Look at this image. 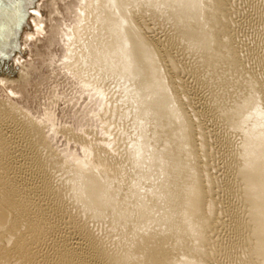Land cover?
Segmentation results:
<instances>
[{"label":"bare ground","instance_id":"6f19581e","mask_svg":"<svg viewBox=\"0 0 264 264\" xmlns=\"http://www.w3.org/2000/svg\"><path fill=\"white\" fill-rule=\"evenodd\" d=\"M72 1L73 0H49V4L46 6H53L56 14L61 15L62 12L59 10L58 6H61V4L67 5ZM79 1L82 3L83 0ZM36 2L37 3L31 7V21L34 23L42 20L43 8L41 9V7L45 6L40 0ZM87 2L88 0H84V3ZM226 2L227 0H91L90 8L93 10V21L90 17L83 19L80 15L79 17L77 16L78 19L75 24L80 26L78 39L82 40L81 47L84 53L81 56L79 66L82 67L84 71V80L86 82L83 83H85V88H95L98 81H103L106 88H111L112 95H114L112 102L115 101L117 109H122L117 115L120 116L121 119H124L123 123L129 121L130 126L133 128L132 130H127L117 122L122 130L127 131V139L125 138L123 141L126 145V149H128V146L129 149L123 153L116 154L114 152L111 155H107L102 148L101 150L96 148L100 151V154H97L99 155V159L97 158L98 161L95 166H92V163H89V166L85 165L83 159V161L81 159L71 161L72 158L69 159L68 162L65 160V165L63 163V165L55 166L57 159L55 160V156L53 155L46 154L47 151H44L46 143H41L40 140H37L39 134L35 137V132L37 130L34 131V129L30 127L24 126L26 119L32 114L30 109V112L26 109V106L24 110L21 109L19 104L14 101V98L5 100L4 97L1 98L0 96V190H2L0 197L3 198L1 201L4 203L0 201V240L2 239L6 244H11L17 248L12 251L14 257L12 255L13 258L11 259L12 261L10 260V264H107L105 257H111L112 251L111 248L107 246L108 242L106 244L102 237L97 236V234L94 233V228V231L90 229L91 226H93L89 225L92 219L98 221V223L100 222L101 228L106 231H115V229L119 228V232L124 236L125 241L132 242L129 248H131L133 253L137 246L145 245L144 243L147 239V235L152 237L158 235L159 233L157 232H160L166 237L173 235L175 237H181L183 240H191V244L188 243L190 246L187 245L189 247L187 250V246L185 248L183 247V245L186 244L185 242L184 244L182 243L181 246L183 249L180 248L179 238H177V247H179L181 251L179 252L181 254H173L174 260H168L167 264H217L215 263L216 261L213 260L217 252L214 254V258L211 256L217 247L215 242L213 243L211 241V235L209 233L216 219H218L216 217L219 212L217 210V204L211 196V192H213L211 191V182L214 176L210 178L208 174L209 171L206 169L207 164L205 166L199 163V157L204 156H202L204 153L202 149L204 147L202 149L197 147L199 144L197 145L196 139L199 137V146H201V143L204 144L203 139H205L206 136L203 138L201 135L203 133V130L201 131L202 128L200 127L199 129L198 126H195L197 125L195 121L196 118L195 120L193 118L195 121L194 123H196L193 125L192 116H195V114L193 115L192 113L191 116V114H188L189 111H185V105L183 106L181 102V97L186 94L183 92L185 94L182 93L183 95L181 96L182 91L180 89L183 88L177 87L172 83L169 79L171 76H169L166 73L167 71H165L166 69L163 68V62H161L162 57L160 55L161 50L159 51L158 45L156 44L158 41L155 43L151 38L147 37L148 35L146 36L147 33L145 34L143 29L139 27L140 24L138 25L135 21V17L139 15V13L136 11L137 15H135L136 13L134 12L143 4L153 6L160 10V12H168L170 16L173 15L177 18L179 22L178 25L182 26L181 36L185 38L184 40L187 41V45L196 48V50L200 52L201 58L206 56V52H204L206 50L202 51L200 48H197L198 46L195 41L200 38H202L205 43L208 42L209 45H213L214 51L217 50L215 52L218 57L217 59L221 58L222 60L225 57V55L222 56V54L226 51H223L226 49L224 47H226L228 43L225 39L223 40L219 37L216 32L218 28L214 27L213 21L222 22L225 11L223 7H227L225 5ZM22 4V0H0V86L13 83V89L15 90L16 88H19V90L21 88V90H23L24 88L22 87L24 82L21 86L18 85L17 76L4 74L2 69L5 67L12 51H15L14 59L16 63L18 62L21 64L22 68L28 65L25 63L21 53L16 51L15 45L20 33L18 30V9ZM211 4L214 6L216 12L213 10V13H211ZM261 5L264 6L262 3ZM261 5L259 6L261 7ZM259 6L258 8L261 11ZM258 8H255V10ZM143 10L142 12H144ZM263 10L264 9H262V11ZM139 11L141 13V9ZM157 14L159 13L157 12ZM202 14L203 19L201 18ZM158 17L156 18L157 20ZM198 20H201L200 24L197 28H194ZM177 21L175 22L177 23ZM82 23L85 24V26H82ZM157 23L156 25H158ZM160 23L161 25L163 24L162 21ZM25 34H32V31L27 29L24 35ZM86 36L88 40L83 39ZM176 38H178V36ZM164 44H166V42H163V45ZM165 46H163L164 50L166 49L164 48ZM189 46L188 48H190ZM170 49L169 47V50ZM176 50L178 49L176 48ZM227 50L230 51V47L227 48ZM165 51H163L164 54L166 53ZM179 51L178 54L181 52ZM187 52L185 51L186 56L192 53V51L188 54ZM63 54H65V52ZM200 54L197 55V57L195 56V58H200ZM230 55L232 54L230 53ZM189 56L187 57L189 58ZM212 56H210L209 59ZM228 56L227 54V59ZM176 58L174 57L173 59ZM231 58L233 57L231 56ZM251 59L253 58L251 57ZM238 60L240 61V58H238ZM256 61L257 60H255V63ZM208 62L207 59V63ZM215 63L217 64V62ZM236 63L238 62L236 61L235 64ZM243 63H241V65ZM197 64L199 65V63ZM197 64H195V68H197ZM46 66L47 65H45V67ZM231 66H233V64ZM42 67L39 71L42 70ZM236 67L239 68V65H236ZM170 68H172V66H170ZM228 68H230V66ZM192 69L193 68H191V70ZM239 70L240 74L242 71L241 68H239L238 75H240ZM172 71H170V73ZM46 73L49 74L48 71ZM174 73L172 72L171 74ZM194 73L195 72H193V74ZM243 74L244 72H242L241 75ZM255 74L256 72H254V75ZM84 75L82 74V76ZM257 75L260 77L259 74ZM28 76L29 73H25L24 81H27L28 78L30 79L31 76ZM247 78L250 77L247 76ZM260 78L261 80L259 78H253V80L251 77L250 80L253 82L251 88L246 86L248 89H246L245 92L242 91L243 89L241 92L239 91L238 94H235L238 95L235 98L233 94V96H231L232 99L228 103L225 102L226 104L223 105L224 107L222 109L223 117L226 119V122L232 125L233 131L237 132L241 138L239 146L235 145L237 149L234 152L233 158L235 159L234 162L236 167L234 181L238 182L236 195L242 200L241 212L239 211L236 216L237 224L239 228H241L239 229L240 235L243 234L241 237L242 240L238 244V250H241L244 254L240 258L241 264H264V72L261 74ZM203 80L206 79L203 78ZM177 84L179 85V81ZM207 85L210 89L211 86L209 84ZM209 89H207V91ZM213 90L212 88L211 91ZM28 93L30 92L28 91ZM99 94L101 95V92ZM212 94L214 97L217 95L215 92H212ZM252 94L255 99H253L254 101L251 100L252 102H250L253 104L247 107L246 105L249 100L254 98ZM0 95L3 96L1 93ZM214 97L212 98L215 101ZM31 98H33L32 95ZM210 101H212V99H210ZM232 106H235V108ZM191 112H194V110ZM164 117L165 119L162 120ZM224 120L219 122L222 123ZM39 122H41V124L43 123L42 120ZM113 123L115 124V122ZM127 123H125V125H127ZM198 124L200 125V122ZM195 127L200 130V132L197 131L196 133H201L199 134L200 136L194 134L196 130ZM174 128L178 129V132H175ZM223 132L225 133V131ZM16 133L22 136L25 134L28 138L27 141H29V147L32 145V149L36 150L35 153L33 152L34 155L31 157L30 162L34 159V166L37 168L38 172L48 176L47 178H42L40 183H36V181H34L35 183L25 182L17 166H15L14 160H12V152L15 153L12 149L20 140L19 135ZM154 135L157 137L155 140L153 139ZM176 135L181 136L180 140L176 138ZM26 136L24 141L27 139ZM156 141H159V144H157ZM165 141L167 143L171 142L172 144H167ZM177 142L179 144H174ZM189 147H191V149H188ZM26 148H28L27 145L25 149ZM147 149L154 152L151 151L148 153ZM199 149H201V154L199 153ZM87 151H89V149H87ZM91 152L92 151H90L89 154ZM160 153H163L160 157L162 158V166L164 165V167L157 170L155 174L161 173L163 177L162 179L164 181L163 185L161 184L162 189L160 192L164 190L163 193H166L167 191V198H171L170 201L165 198L166 203L164 202L166 204V206H164L165 208H171V215L167 213L168 211H161L159 213L157 210H154L153 212H148L150 206L144 197H142L143 191L141 189L145 191L146 187H144V183L141 180V174H145L149 170L151 174L155 172L156 167L153 168V164L155 163V158H157V155ZM71 154L73 153H70V155ZM61 156V158L65 157L63 155ZM73 156L76 157L77 154H73ZM188 156L189 158H186ZM13 159H15V157ZM203 159L204 158H202V160ZM231 163H233V161ZM72 164L76 166H73L76 173L73 169L71 172H68ZM54 168L62 172L60 180H57V178L53 179L49 174L50 170ZM59 170L57 173H59ZM188 170L192 172L191 174L193 177L188 176ZM74 173L75 175L73 176ZM69 182H72V184H69ZM155 182L156 181L153 180L152 184H155ZM67 184L68 186H66ZM192 187L193 192L191 191ZM231 187L233 186L231 185ZM235 187L236 186H234L233 190H235ZM105 188H107L106 191ZM2 192H5L6 197L8 196L7 198L16 200L15 206L12 205L13 207L6 208V199ZM190 192L194 193V198L191 201L192 206L190 205L192 207L193 217L189 218L188 216V219L185 220V214L183 213L185 208L184 205L187 204L188 197L190 198ZM113 195L117 196V198H114V202L113 200L111 201ZM158 198L159 195L157 194V199ZM65 202L69 204L66 206L68 207L69 214L72 215L70 222L73 225L80 226L81 224L80 229H82L83 235H81L80 238L83 236V241L78 240V238L77 240H73L71 237L62 234L61 230H59L62 225L60 222V215L62 214V206ZM93 207L96 208L93 209ZM152 217L154 219H150ZM186 225H188L187 228ZM86 228L89 230L90 236L87 235L85 231ZM67 230L70 229L68 228ZM190 230L191 234L189 232ZM174 233L176 234L174 235ZM121 235L117 233L116 236L113 237V240H110L113 245H116L118 241L114 238L120 237ZM139 237L142 238L140 244L135 241V238ZM134 241L136 242L135 245H133ZM120 245H122L121 241ZM98 246H100L99 248L101 250ZM103 249H106V251ZM125 263L129 264V262Z\"/></svg>","mask_w":264,"mask_h":264},{"label":"rangeland","instance_id":"374dc122","mask_svg":"<svg viewBox=\"0 0 264 264\" xmlns=\"http://www.w3.org/2000/svg\"><path fill=\"white\" fill-rule=\"evenodd\" d=\"M36 1L38 0H22L23 4L18 9V14H19L18 15L19 16L18 30L20 31V33H19V37L16 40V44H15L16 51L21 53V55L24 57L25 63L28 65L22 68L21 64H19L18 62L16 63L14 59L15 51H12L10 53V57L8 61L5 64V67L2 69L4 74H10L12 76H17L18 85L21 86L24 82V85L22 87L24 89L21 90L20 88L19 90V88H16L15 90L13 89V83H10L11 85L3 83L4 85L0 86V88L2 89V91L0 89V93L3 94V96L0 95L1 98L4 97L5 100H8L9 98L11 99L14 98L15 99L14 101H16V103L19 104V107L21 109L24 110L25 106H26V109H28V111L30 109L32 114L29 118L26 119L24 126L30 127L31 129H34V131L37 130L35 132L36 134L35 137L38 136L39 134V138H37V140L38 141L40 140L41 143H46L45 145L46 147L44 146V151H47L46 154L55 156V160L57 159V163L55 166L63 165V163L65 165V162L66 161L68 162V160L71 158H72L71 161L83 159L85 165L89 166L92 163L91 165L95 166L99 159V155L97 154H100L99 153L100 151H98L97 149L101 150V148L104 150L105 153H107V155H111L114 152L118 154V153H121V152L123 153L127 151L129 149V146H128V149H126V145L124 144V141H123L125 138L127 139L126 137L127 131L122 130V128L119 127L120 125L118 123H120L121 126L126 128L127 130H132L133 128L130 126L129 121H126L125 123L127 122L128 123L127 125H125V123H123L124 119H121V117L117 115V113H120L122 109L121 108L117 109L115 101L112 102L114 95H112L111 88L110 87L106 88V86H104L105 84L103 81H100V82L98 81L95 88L92 87V89L85 88L84 86L85 83H83V82H86L84 80L85 75H84V71L82 67L79 66V62L81 60L82 54L84 53L81 47L82 40L78 39V32H79L80 26L78 24L76 25L75 22H77L76 21L78 19L77 16L79 17V15L83 19L90 17L93 21V15H92L93 10L90 8L91 0H88L87 3H84V0L82 1V3H80L79 0H73L72 2H69L67 5L61 4V6H58L59 10L62 12L61 15L56 14L53 6H50V7L46 6L47 4H49V0H40L43 4H45V6L41 7V9L43 8L42 9L43 18L41 21H37L36 23H34L31 21V14H32L31 7L37 3ZM261 3L264 4V0L263 1L262 0H227L225 4L227 7H223V10L225 11H224L222 22L219 23V22L213 21L214 27L218 28V29L216 28L217 29L216 32L219 35V37L223 40L225 39L228 43L226 47H224L226 49L223 48L224 49L223 51L225 50L226 51L222 54V56L225 55V57L222 60L221 58L217 59L218 57L215 54L217 50L214 51L215 49H213V45H209L208 42H207L208 44L205 43L202 38L195 41L198 46L197 48H200V50L202 51L206 50L204 51L206 52L205 53L206 56L204 58H201L200 52H198L196 48L194 47L192 48L189 45H187L188 44L187 41L184 40L185 38L181 36L182 26L178 25L179 22L177 21V18L173 15L170 16L168 12L163 11L166 13L165 14L163 12H160V10L156 9L155 7L150 6V5L147 6L146 4L145 5L143 4L142 6L140 5L139 6L140 8H137V10H135L134 12L136 13L135 15H137L136 11H138L139 15L141 14L140 17L139 15H137L138 17L137 16L135 17L136 19L135 21L138 23V25L140 24L139 27L143 29V32L145 34L147 33L146 36L148 35L147 37L151 38L155 43L156 41H158L156 44L158 45L159 51L161 50L160 51V55L162 57L161 62H163L162 63L164 66L163 68L166 69L165 70L167 71L166 73L169 76H171L169 77V79L177 87L179 86L180 88L181 87L183 88V89H180L182 91L181 96L186 93L185 95H183L184 97L180 96L183 106L185 105L184 107L187 109V110L185 109V111L187 112L189 111L188 114H191V116H192V113L193 115L195 114V116H192V120L193 118L194 120L196 118L195 121L197 122V125H195L196 123H194L195 122L194 120L192 121L193 125L198 126L199 129L201 127L202 128L201 131L203 130L202 134L201 133L196 134L197 131L200 132V130L197 129V127H195L196 130L194 134L198 136H200L199 134H201L203 138H205L206 136L205 138L206 140L203 139L204 144L201 143V146H199L200 145L199 137L198 136H195V137H198L196 138L197 145L199 144L197 147H200L201 149L204 147L202 150H204L203 152L205 153L204 154L202 152L203 153L202 156L203 155L204 156L203 157L200 156L201 158L199 157V163L205 166L207 164L206 169L209 171V173L207 170L206 172L210 175V178L214 176L211 182V187H212L211 191H213L211 192V196L216 202L217 210L219 212L217 213V217H216L218 219H216L215 223L212 226L213 228L211 227L212 229H210L209 233L211 235V241L213 243L215 242L216 247H217L213 255H211L213 256L212 258H214V254L217 252L215 255V258L213 259L214 261H216L215 263L217 264L218 263L219 264H241L240 258L242 255H244L241 250H238V244L242 240L241 237L243 236V234L240 235L239 229L241 228H239V225L237 224L236 216L239 213V211L241 212L242 200H240L238 195H236L238 182L234 181L235 180L234 178L236 176L235 174L236 167H235V162H234L235 159H233L234 152L237 149V146L235 145L239 146L241 138L237 132L233 131L231 127L232 125H229L226 122V119L223 117L222 109L224 107L223 105H225L232 99L231 96H233V94H234L233 97L235 98L238 96L235 94H238L239 91L241 92L242 89H243L242 91L245 92L246 89H248V87L251 88V86L253 85L252 80H250L251 77L252 79L259 78L261 80L260 78L261 74L264 72V10L262 11V9H264L262 7L264 6L261 5ZM259 5H261V7ZM210 6H211V13H213V10L215 11L214 6L212 4ZM258 6L261 8V11L258 8ZM151 7L154 9H152ZM255 8H258L259 10L258 9L255 10ZM140 9H141V13L139 11ZM142 10L146 12L144 13L142 12ZM157 12L159 14H157ZM146 13H147V16H146ZM158 15L162 20L158 17ZM165 15H168V16H165ZM157 17L159 21L156 19ZM201 18L203 19V14L201 15ZM171 19H172V22H171ZM141 21H142L143 26L141 24ZM154 21H157L158 23ZM161 21L162 23L164 21L162 25L160 23ZM175 21H177V23ZM200 21L201 20H198V22L195 23L196 25L194 26V28H197L199 26ZM83 23H82V26H85V24ZM156 23L158 25H156ZM53 25L55 26V28ZM151 26H154V27H151ZM142 27H145V28L147 27V28L145 29ZM26 28L31 30L32 34L24 35L25 31H27ZM49 31H50V34H49ZM52 33L54 36L52 35ZM177 36L178 38H176ZM60 38L62 39V41ZM83 39L88 40V37L86 36ZM159 42L161 45L159 44ZM163 42L164 43L166 42V44L163 45ZM182 43H185V44H182ZM163 46H165L164 48H166L165 49L166 51L163 49ZM188 46L191 49L188 48ZM169 47L171 48L170 50H169ZM179 47L181 48V50ZM229 47H230V51L227 50V48ZM176 48L178 50H176ZM162 49L163 51L166 52L165 54L162 51ZM178 51L180 52L179 54H178ZM185 51L186 52L188 51L187 54L192 51V53L187 55V56L190 55L189 58L186 56ZM64 52L66 55L63 54ZM229 52L232 55H230ZM199 54H200L199 56L200 58L198 59L195 58V56L197 57V55ZM227 54L229 55L228 59H227ZM165 55H167L168 58ZM210 56L212 57L209 59ZM231 56L233 58H231ZM164 57H166L167 59ZM174 57L175 58L177 57V58L173 59ZM190 57L192 61L190 60ZM251 57L257 60L256 63H255V60L251 59ZM194 58L196 62L194 61ZM238 58H240V61L238 60ZM207 59L209 61L208 63H207ZM214 61L217 62L218 65ZM236 61L238 63L235 64ZM51 63H52V66H51ZM197 63H199V65ZM241 63L243 64L241 65ZM195 64H197V68H195L196 67ZM232 64L233 66H231ZM45 65L47 66L45 67ZM236 65H239V68H241V70L244 67L243 70L241 71V74L242 72H244L243 74L244 76L240 74V70H239L240 75H238L239 68L236 67ZM170 66H172V68H170ZM229 66L230 68H228ZM41 67H42V70L39 71ZM167 67L168 69L170 68L171 70L170 69L168 70ZM191 68L193 69L191 70ZM203 70L205 73L203 72ZM47 71L49 74L46 73ZM170 71H172L173 73L175 72V73L171 74L172 72L170 73ZM193 72L195 73L193 74ZM198 72L202 75V77ZM254 72H256L255 75H254ZM25 73L26 74L29 73L28 77L31 76L30 79L28 78L27 81H24ZM81 73L84 76H82ZM257 74H259L260 77H258ZM175 75L177 76L179 80L176 78ZM247 76L250 78H247ZM203 78L206 79L207 81L203 80ZM177 80L179 81V85L177 84L178 83ZM250 81L252 82V84ZM206 83L211 86V87L209 86L210 89L207 87L208 85ZM212 88L214 89L213 91H211ZM207 89H209L210 91L209 90L207 91ZM28 91L30 93H28ZM100 92H101V95L99 94ZM212 92L213 93L215 92V94H217L215 95L216 98L214 97ZM31 95L33 98H31ZM212 97H214L215 101L213 100ZM252 97H254V95ZM210 99H212L213 103L212 101H210ZM253 99H255V97L249 100L248 104L246 105L247 107L253 104V103L251 104V102L254 101ZM232 107L235 108V106H232ZM193 110L194 112H191ZM111 111H112V115H111ZM39 119L42 120L43 122L42 124L41 122H39L40 121ZM163 119H165V117L162 118V120ZM222 120H224L222 123L219 122ZM113 122H115V124ZM199 122L201 126L198 124ZM174 130L175 132H178V129L174 128ZM223 131H225V133ZM25 136H26L25 134L23 136L19 135L20 140L19 142H17V144H15L14 148L12 149L13 151H15V153L12 152V160H14L15 166H17L18 171L22 175V178L25 182L27 181V182L35 183L34 181H36V183H40V181H42V178L44 179V178H47L48 176L46 174L44 175L43 173L38 172L37 168L34 166V162H33L34 159H32V161L30 162L31 157L34 155L33 152L35 153L36 150L32 149L31 143H30L31 146L29 147L28 145L29 141H27L28 140L27 136H26L27 138L26 141H24ZM180 137L181 136L176 135V138L179 140H180ZM153 139L155 140L157 139V137L154 135ZM156 142L157 144H159V141H156ZM22 143L25 145H23ZM165 143L167 142L165 141ZM170 143H167V144H170ZM174 144H179V143L177 142ZM26 145L28 146V148L25 149ZM86 148L89 149V151H87ZM188 149H191V147H189ZM201 149H199L200 150L199 153L201 152ZM90 151L92 152L89 154ZM147 151L149 153L152 150L149 151V149H147ZM70 153L77 154V156L74 157L73 154H71L72 155L71 156ZM161 154L163 153H160L159 155H157V158H155V163L153 164V168L156 167L155 172L151 174L149 170L145 174L144 173L141 174V180L144 183V187H146L145 191L144 189H141L143 191L142 197H144V199L150 206L149 207L150 209H148L149 210L148 212H153L154 210H157V212L159 213L161 211H164V212L168 211L167 213L171 215L170 214L172 212L171 208L169 209V208L164 207L166 206L165 198H167L168 193L167 191H166L167 194L163 193L164 190L160 192V190L162 189L161 184L163 185V181H164L162 179L163 177L161 173L155 174L157 170L162 169L164 167V165L162 166V160H161L162 158L160 157ZM61 155L65 157L61 158L62 157ZM14 157L15 159H13ZM186 158H189V156ZM202 158L204 159L202 160ZM204 160H205V164H204ZM202 161H203V164H202ZM232 161L233 163H231ZM73 166L75 165L74 164L70 165L69 167L70 169H68V172L69 171L71 172L73 169L74 172L76 173ZM52 170H50L49 174L53 177V179L57 178V180L58 179L60 180L62 176L61 175L62 172H60V170L56 168ZM58 170H59V173H57ZM75 173L73 174V176L75 175ZM187 173L189 174V175L187 174L188 176L193 177L191 174L192 172L190 170H188ZM153 180L156 181L157 183L155 182V184H152ZM70 183L72 184V182H69V184ZM231 185L233 187H231ZM66 186H68V184ZM234 186H236L235 190H233ZM106 190L107 188H105V191ZM1 191L2 190H0V193ZM191 191L193 192V187ZM192 192H190V198L188 197V201L186 202L187 204L184 205V207L186 208V210L184 208V212H183L185 214L184 216L185 220L188 219V216L189 218L193 217L191 201L194 198V195H193L194 193ZM2 194L4 195V198L6 199L5 201L6 208L15 206L16 200L7 198L8 196L6 197L5 192H2ZM157 194L159 195L158 199H157ZM114 198H117V196L113 195L111 201L113 200L114 202L115 201ZM170 199L168 200L170 201ZM1 200H3V198H1L0 201ZM1 203L3 202L1 201ZM66 205L68 206L69 204L65 202V204L62 206V214L60 215L61 217L60 222L62 225L60 226L59 230H61L62 234L71 237V239L73 240H77L78 238V240L83 241L82 240L83 236L80 238V236L83 235L82 229H80L81 224L80 226L73 225L70 222V218L72 215L69 214V210ZM95 208L96 207H93V209ZM150 219H154V218L152 217ZM90 222H89V225H93L91 226L90 229L94 228L95 229V231L93 229L94 233H96L97 236L102 237L104 239V242H106V244L108 242L107 246L108 248H111V251H112L111 257H108L110 259L105 257V261H107V264H126L125 262H129V264H167L168 260L169 261L174 260L173 256L176 255V253L178 255L181 254L179 247H177V238H179V246L182 249L183 247L185 248L187 245L190 246L191 244L190 239H189L190 241L187 239L183 240V238L177 237V236L175 237L173 235L166 237L164 236V234L157 232L159 234L156 236L149 237L147 235L146 236L147 239L144 243L145 245L137 246L135 249V252L133 253V251H131V248H129L132 242L130 243V242L125 241L124 236H122L119 232L120 231L119 228L115 229V231H111V230L106 231L105 229L101 228L100 222L98 223V221L93 220V219L90 220ZM67 224L69 227L67 226ZM187 226L188 225H186V228ZM68 228L70 230H67ZM77 228L80 232L77 230ZM85 231L87 235H89V230L87 228ZM189 232L191 234V230ZM117 233L118 235H121V236L114 238V239H117L118 241L116 245H113V243L110 240H113V237H115ZM175 234L176 233H174V235ZM141 240H142L141 237L135 238V241H137L139 244L141 243ZM120 241L122 242V245H120ZM135 241L133 245H135L136 243ZM184 242L186 244H184ZM182 243L184 244L183 247H181ZM11 246L13 245L6 244L5 241H3L2 239L0 240V264H10L11 263L12 261L11 259L14 257L12 251L17 249L16 247L14 246L11 247ZM188 246L186 247L187 250L189 249ZM99 247L100 246H98V248ZM103 250L106 251V249H103Z\"/></svg>","mask_w":264,"mask_h":264}]
</instances>
